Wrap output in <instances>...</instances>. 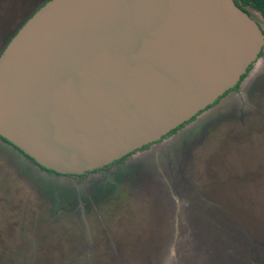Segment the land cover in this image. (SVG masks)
Wrapping results in <instances>:
<instances>
[{
    "label": "water",
    "instance_id": "water-1",
    "mask_svg": "<svg viewBox=\"0 0 264 264\" xmlns=\"http://www.w3.org/2000/svg\"><path fill=\"white\" fill-rule=\"evenodd\" d=\"M263 48L234 0H49L0 55V136L60 175L104 168L216 104Z\"/></svg>",
    "mask_w": 264,
    "mask_h": 264
},
{
    "label": "rangeland",
    "instance_id": "rangeland-1",
    "mask_svg": "<svg viewBox=\"0 0 264 264\" xmlns=\"http://www.w3.org/2000/svg\"><path fill=\"white\" fill-rule=\"evenodd\" d=\"M46 1L0 0V52ZM255 82L264 50L238 90L110 167L112 182L49 174L24 156L17 175L0 141V264H264V87L246 98Z\"/></svg>",
    "mask_w": 264,
    "mask_h": 264
},
{
    "label": "flooded vegetation",
    "instance_id": "flooded-vegetation-1",
    "mask_svg": "<svg viewBox=\"0 0 264 264\" xmlns=\"http://www.w3.org/2000/svg\"><path fill=\"white\" fill-rule=\"evenodd\" d=\"M33 15V14H32ZM31 15V16H32ZM30 16V17H31ZM22 26V25H21ZM20 28V27H19ZM11 40V39H10ZM9 43V41L5 44V46H4V48L2 49V51H1V53L3 52V50L5 49V47H6V45ZM263 50H264V48H263ZM263 56V51H262V53H261V55H260V58ZM259 58V59H260ZM258 59V60H259ZM258 60H257V62H258ZM256 62V63H257ZM255 63V64H256ZM254 65V64H253ZM251 69H252V67L249 69V71H248V73H247V75H245L246 77L244 78V79H242L241 80V82L239 83V85L236 87V88H234V89H232L231 91H229L223 98H225L230 92H232V91H236V90H238L239 88H240V85L243 83V81L247 78V76L249 75V73L251 72ZM259 83H261V87L258 85ZM259 83H257V82H255L254 84H252V86H251V89L249 88V91L246 93V98L248 99L247 101L249 102V104H251V102H252V99L250 98V97H252V95L253 94H255V92L257 93L258 92V90H260L261 88H263L264 87V82H259ZM223 98H221L220 100H222ZM219 100V101H220ZM218 101V102H219ZM217 102V103H218ZM216 103V104H217ZM216 104H214L212 107H214ZM210 108H208L207 110H205V111H203V112H206V111H208ZM0 141L3 143V144H5L8 148V150H9V153H11L12 154V156H13V158L12 157H10V159L14 162L13 163V167H12V170L17 174V175H19L20 174V171H21V163H22V161H21V159L23 158L22 156H24V157H26L28 160H30L33 164H35L37 167H39L40 169H42V170H44V171H46L47 173H52V174H55V175H57V176H69V177H72L73 175H60V174H57V173H54V172H52V171H48V170H46V169H44V168H42V167H40L38 164H36L31 158H29L28 156H26L20 149H18L17 147H15L14 145H12L10 142H8L7 140H5L4 138H2L1 136H0ZM162 141V140H161ZM161 141H159V142H161ZM159 142H157V143H159ZM156 144V143H155ZM151 145H153V144H151ZM150 146V145H149ZM14 148V149H12V148ZM148 147V146H147ZM146 148V147H145ZM145 148H143V149H145ZM143 149H141V150H143ZM140 151V150H139ZM136 152H138V151H136ZM135 152V153H136ZM134 154V153H133ZM16 158H15V157ZM7 165L10 167L11 165H12V163L11 162H8L7 163ZM102 169V168H101ZM106 170H104V172H105ZM95 171H92L91 173H94ZM86 173H84V174H82V175H74L73 177H81V176H83V175H85Z\"/></svg>",
    "mask_w": 264,
    "mask_h": 264
},
{
    "label": "trees",
    "instance_id": "trees-1",
    "mask_svg": "<svg viewBox=\"0 0 264 264\" xmlns=\"http://www.w3.org/2000/svg\"><path fill=\"white\" fill-rule=\"evenodd\" d=\"M47 1H49V0H47ZM46 1V2H47ZM235 1V3L240 7V8H242L243 10H245V11H247L248 12V8H250V9H253V10H255V11H257L261 16H262V18L264 19V0H234ZM45 2V3H46ZM44 3V4H45ZM43 4V5H44ZM42 5V6H43ZM41 7V6H40ZM26 22V21H25ZM24 22V23H25ZM23 23V24H24ZM22 24V25H23ZM21 27V26H20ZM18 31V30H17ZM17 31L12 35V37L10 38V39H12L13 38V36L17 33ZM10 39L8 40V41H10ZM0 55H1V52H0ZM246 76H244V78H245ZM243 78V79H244ZM212 107V106H211ZM203 113V112H202ZM198 117V116H197ZM197 117H195L193 120H191L190 122H188V123H186V124H184L183 126H181L180 128H178L177 130H175V131H173L170 135H168L167 137H169V136H172V135H174V134H176L178 131H180L181 129H183L186 125H189V124H191L192 122H194L195 120H196V118ZM210 126H211V124H209ZM208 125V126H209ZM207 126V128H210V126L208 127ZM206 128V127H205ZM167 137H165V138H167ZM164 138V139H165ZM163 139V140H164ZM147 148V147H146ZM132 155V154H131ZM131 155H129V156H131ZM129 156H127V157H129ZM126 157V158H127ZM126 158H124V159H122V160H119V161H117V162H114L113 164H111V165H109V166H106V167H104V168H102V169H98V170H95V172H104V170H108L110 167H112V166H115V165H121L122 163H123V161L126 159ZM91 172H87L85 175H87V174H90ZM85 175H83V176H85ZM74 176V175H73ZM104 176H105V181H114L115 179H117V177H116V175H110V177H107V174H106V172L104 173ZM82 177V176H81ZM114 186V184L112 185V187ZM101 189H102V187H100Z\"/></svg>",
    "mask_w": 264,
    "mask_h": 264
}]
</instances>
